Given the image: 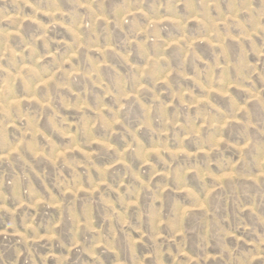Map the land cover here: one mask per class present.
I'll list each match as a JSON object with an SVG mask.
<instances>
[{
	"label": "rangeland",
	"instance_id": "1",
	"mask_svg": "<svg viewBox=\"0 0 264 264\" xmlns=\"http://www.w3.org/2000/svg\"><path fill=\"white\" fill-rule=\"evenodd\" d=\"M0 264H264V0H0Z\"/></svg>",
	"mask_w": 264,
	"mask_h": 264
}]
</instances>
